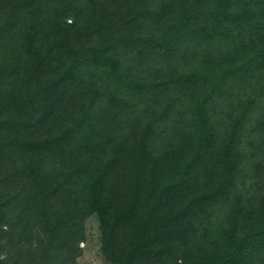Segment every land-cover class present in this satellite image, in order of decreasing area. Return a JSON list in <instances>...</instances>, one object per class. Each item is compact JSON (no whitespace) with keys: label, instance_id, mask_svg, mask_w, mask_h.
I'll return each instance as SVG.
<instances>
[{"label":"rangeland","instance_id":"rangeland-1","mask_svg":"<svg viewBox=\"0 0 264 264\" xmlns=\"http://www.w3.org/2000/svg\"><path fill=\"white\" fill-rule=\"evenodd\" d=\"M114 1L0 0V264H116L115 239H106L102 212L81 204L76 187L66 185L86 169L95 176L92 152L104 158L108 151L117 153L102 174L104 192L111 191L116 211L127 210L121 198L137 200L125 226L130 233L135 223L138 231L131 247L140 239L158 250L153 261L134 252L138 264H205L218 260L229 240L239 250L229 264H264V63L243 59L264 34V17L232 29L219 44L222 64L215 73L178 84L168 77L198 66L208 43L194 28L172 27L179 0H119L129 7L111 12L95 33L104 7ZM209 3L192 0L181 9L206 18ZM76 5L84 6L71 29L78 36L66 45L76 65L63 76L54 72L64 33L54 17L64 7L68 15L77 13ZM54 25L56 33L49 28ZM104 57L122 59L135 85L108 76L98 66ZM95 58L102 61L96 65ZM56 75L62 80L55 83ZM75 121L76 131L65 132L77 141L73 153L40 183V175L25 171L32 164L24 163L22 144L59 136L60 123ZM227 141L233 160L224 174ZM92 142L102 149L94 151ZM137 150L143 185L135 192ZM63 153L62 146L58 158ZM183 173L184 182L167 195L149 183L166 182L171 174L178 182ZM212 188L218 190L210 200L197 194ZM131 247L124 246L125 253Z\"/></svg>","mask_w":264,"mask_h":264},{"label":"trees","instance_id":"trees-1","mask_svg":"<svg viewBox=\"0 0 264 264\" xmlns=\"http://www.w3.org/2000/svg\"><path fill=\"white\" fill-rule=\"evenodd\" d=\"M132 0H126L125 5L128 2H131ZM192 2V0H179L180 8L179 10H175L174 19L172 21L173 28H182V29H189L192 30V28L196 29L197 32H199V35H205L203 39L205 41H208L206 45L203 47L205 50L203 53L199 51V54L201 56V62H199L198 66L191 67L188 70V74H184L179 76L177 79L173 77V75H170L168 79H172L175 81H178V84L187 82L188 79L193 77H206L207 74L215 73L218 70V66L222 64V62L219 61V57L216 56V53L219 49V44H223L225 40H227L230 36V33L232 32V29L236 28L238 25H247L252 22L260 21L259 17H264V0H206L211 1L209 3L211 12L208 17H204L201 15L198 10L194 11H187V3ZM205 1V0H202ZM190 4V3H189ZM120 1L115 0L114 6L111 7V9L104 7L105 9V15L103 18L101 17L96 24L97 28L93 29L95 33H97L100 29V24H104V21L107 19L109 14L116 10L117 8H128L127 6H119ZM189 6V5H188ZM182 8H187V12L184 13L186 16H184V13L182 12ZM65 9L59 11V15H56L54 17V23H57V25L61 24V27H63L64 33L62 36L60 35L59 39L57 40V43H62L61 47L57 48V52H59L57 60L54 63V72L57 74H61L63 76L69 74L72 70V68L76 65L73 63L72 60L69 59V56L67 55V49L66 45L68 43H71L72 40H74V37L78 36L77 32L73 35L71 33V29L75 27L78 16L81 14V12L84 10V6L76 5L73 6L72 9L74 11H77L75 14L68 15L66 7ZM75 8V9H74ZM67 14V15H66ZM65 16H71L72 20L70 23L64 19ZM116 22V21H115ZM114 22V23H115ZM198 24L196 27H194ZM51 31H54L55 33L59 31L58 26L54 25L53 27H49ZM70 31V32H69ZM75 37V38H76ZM255 44V45H254ZM254 48L246 54L243 59L247 57L244 61H258V58H260L259 66L262 65L264 62V34H260V37H258V42H254ZM229 53V52H228ZM126 56V55H125ZM123 57V59L125 58ZM95 64L97 65V62H101L102 59L98 60V58H95ZM122 60V59H121ZM120 59L111 58L110 60L106 59L104 57L103 63H99L98 66H100L102 69H106L108 76H110L115 82L122 83V85L125 87L127 86H133L135 85L132 78L128 80V78L131 75V72L129 71V67H123L122 62ZM262 60V61H261ZM204 62V64L202 63ZM230 64V63H228ZM226 65L223 63V68H227L229 65ZM95 65V66H96ZM94 66V67H95ZM110 68V69H109ZM61 75H56V78H54L55 83L59 82L61 79ZM128 84V85H127ZM201 107L200 104L198 106V109L196 113L200 111ZM212 113L216 114V111H213ZM206 114V113H204ZM218 119V117H217ZM6 122V121H4ZM78 121L75 122H69V125L67 127L63 126L62 123L59 124L58 127L61 128V132L59 131V136H48V139L46 141H40L39 139H35L33 141H26L22 144V148L20 150L21 153L24 154L25 161L24 163L31 162L32 168H26L25 171H33V175H40V183H42V176L51 177L53 175V172L57 170V166L63 162L65 159H68V156L73 153V150L70 148L72 147L74 142H77L75 138L70 137L71 135H66L65 132H75L76 128L79 127L77 125ZM2 123V122H1ZM236 123V122H235ZM234 123V125H235ZM220 122L216 123V128H221L222 126H219ZM4 125H2V129H4ZM56 127V128H58ZM65 128V130H64ZM8 134L13 135L12 127L8 128ZM11 129V130H10ZM212 130H215L214 128H211L209 133H212ZM7 133L4 135L5 137L8 135ZM50 134H54L51 132ZM206 134V132H205ZM69 138H68V137ZM227 136V135H226ZM206 137V135L204 136ZM74 139L75 141H69V139ZM5 140V139H4ZM6 141V140H5ZM93 143V142H92ZM229 141H227L224 145V174H227L225 172L228 171L229 166L232 164V156L230 151V145ZM6 145V142L3 143V146ZM105 145V144H103ZM63 146L64 153L60 155V158H58L59 154V148ZM233 148V147H232ZM102 147H97L93 143V150L100 151ZM139 150H137L138 152ZM96 158L97 161V167L98 171L96 175H92L91 172H89L88 169L86 171H82L80 174L77 173L76 175L72 174L71 177L66 181V185H73L76 187L77 192L80 194V202L81 204L88 203L91 207L92 206H98V209L102 212V217L104 219V234L106 236L107 241L110 240L111 244L115 239V253L116 256L119 257L118 261L116 260V264H138L137 259L132 258V255L134 252H137L138 255L141 253L146 254L145 256L152 257L153 260H158V250H151L150 245L145 244L142 240H138V242L135 244V246L131 247V243L134 242V240H137L138 237L136 233L138 231L135 230V223L132 225L133 229L130 231V233H126V223L128 221V217H134V215L131 213L130 208H132L133 203L137 200H134V202H129L127 204V201L125 198H121V201H125L126 205L125 207L127 210L123 209H116L113 207L114 198L111 195V191L107 188L105 189L106 193L104 192L102 186H101V177L102 174L105 172H109L110 168L112 167V159H114L116 155V151H108L106 156L103 158L101 153L92 152ZM101 154V155H99ZM236 154V153H234ZM239 156V154H237ZM103 158V160H102ZM61 159V161H59ZM142 153L138 152L135 158V172H134V188L135 192L140 189H142L141 185H143L141 182V176H142ZM80 165V164H79ZM31 171V173H32ZM185 173V172H184ZM182 174L180 180L178 182L175 181L176 176L171 174V177L166 182H161L157 179L156 181H150L149 183H154L157 185L155 187V190L158 192V188L167 195L172 190L176 189V187L179 186L180 183L184 182L185 175ZM46 176V177H47ZM154 174L152 173V177ZM74 178V179H73ZM158 184H160L158 186ZM108 190V192H107ZM218 189H206L204 191L197 192L198 196L200 198H206L208 200L212 199L213 194ZM160 193V192H159ZM161 195V193L159 194ZM197 197V196H195ZM236 202H241L240 198H236ZM80 204V205H81ZM94 208V207H92ZM116 211V213H115ZM115 213V214H114ZM64 226L60 225V229H63ZM53 231L55 232L54 228ZM141 233V232H140ZM123 237V240L118 239L120 236ZM116 236V237H115ZM135 236V237H134ZM121 237V238H122ZM113 246V245H112ZM124 246H130L131 251L130 253H125ZM226 246V247H225ZM224 248H222L219 252L222 253L221 257L217 260L216 257H210L207 261H205V264H229L231 261H235L236 257L239 254L238 250V243H234L232 240H229L228 243ZM120 248V251L118 250ZM134 250V251H133ZM149 251L151 253H149ZM122 260L120 263L119 260ZM244 259V258H243ZM243 261V260H242Z\"/></svg>","mask_w":264,"mask_h":264}]
</instances>
